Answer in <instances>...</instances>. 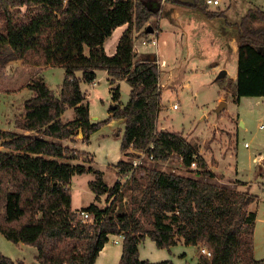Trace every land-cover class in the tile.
Instances as JSON below:
<instances>
[{
	"label": "trees",
	"instance_id": "1",
	"mask_svg": "<svg viewBox=\"0 0 264 264\" xmlns=\"http://www.w3.org/2000/svg\"><path fill=\"white\" fill-rule=\"evenodd\" d=\"M167 1L192 8L208 19L218 15L204 0H193L194 4ZM159 2L0 0V48L8 50L0 57V67L10 58L21 60L24 66L64 69L59 96L42 79L28 85L32 96L15 123L27 134L0 129V146L6 149L0 152V234L14 244L35 247L38 264H94L109 236L122 238L119 264H173L140 260L138 246L146 238L160 249L179 242L205 248L210 256L199 252L197 264H264V258L253 256L256 212L249 206L255 198L212 182L214 175L182 135L157 129L160 69L156 57L152 60L151 55L136 53L138 37L133 33L144 35L149 20L162 17L154 7ZM253 22L264 23V11L251 7L234 24L237 102L244 97H264V29L252 27ZM122 26L125 29L114 53L107 55L104 43ZM98 70L106 71L112 87L114 108L109 109V120L125 122L120 151L129 160L117 162L118 179L112 187L92 166L67 162L79 153L60 143L75 141L79 129L83 142L88 143L89 136L109 121L91 122L89 104L80 88L81 82L92 83ZM119 80L130 85L124 105L116 85ZM69 108L74 118L64 122L61 117ZM137 152L152 157L155 164L178 160L203 179L134 167ZM138 169L144 172L139 178ZM87 172L94 174L88 187L95 201L103 195L107 202L113 200L103 209L91 203L73 211L71 179ZM122 178H126L124 183ZM125 195L130 198L129 207L115 208ZM79 212H87L93 222ZM0 264L14 262L0 255Z\"/></svg>",
	"mask_w": 264,
	"mask_h": 264
},
{
	"label": "rangeland",
	"instance_id": "2",
	"mask_svg": "<svg viewBox=\"0 0 264 264\" xmlns=\"http://www.w3.org/2000/svg\"><path fill=\"white\" fill-rule=\"evenodd\" d=\"M165 4L161 9L162 17L159 18V15L157 19L151 18L146 24L157 29V47L146 45L142 49L137 44V48H134L139 56L145 54L151 55V58L152 55L161 58L160 64L156 59L160 69L161 90L157 129L182 135L203 158L206 170L214 175L212 182L255 198L249 210L256 212L253 244L254 256L260 260L264 258V97H244L239 102L235 101V82L232 78L237 74V56L233 52L237 45L234 24L240 22L251 7L264 10V0H223L220 8H210L218 12L212 19L184 5ZM251 26L264 29V23L261 22H253ZM133 34L138 37L134 42L142 36L146 37L145 40L153 36V33L141 36H138V32ZM113 37L106 46L108 53H112L116 45L115 33ZM7 52L6 48H0V57L4 58ZM222 71L225 74L219 77ZM76 75L79 77L80 72ZM36 79H42L59 96L64 69L24 66L21 60L4 59L0 67L1 130L27 134L17 129L15 123L22 118L24 102L32 96L28 85ZM116 85L121 105H124L129 100L130 85L126 80H119ZM80 88L89 104L90 118H97L93 123L108 121L109 109L114 106V102L106 71L98 70L95 80L92 83L81 82ZM221 102H225L226 106L216 112ZM173 104L179 107L176 111L171 109ZM73 118L71 108L61 117L64 122ZM124 126L123 120L110 119L89 136L88 143L83 142L81 136H76L73 139L75 141L64 140L60 143L79 153V156L71 160V164L92 166L93 170L102 173L103 182L112 187L118 179L117 162L129 160L120 151ZM4 151L6 149L0 146V152ZM136 154L134 160L142 158V168L155 167L166 173L203 179L194 169L184 167L178 160L155 164L145 158L144 154ZM137 174L139 178L144 172L138 169ZM93 179L92 172L72 177L71 208L80 211L91 203L102 209L110 205L113 199L107 202L105 195L99 202L95 201V195L88 187ZM125 181L126 178L121 179L122 183ZM129 199L125 195L122 202H116L115 208L122 205L126 210L130 204ZM141 219L149 227L146 220ZM115 240L117 243H114ZM121 246L120 236H109L100 259L94 264H119ZM138 251L140 260L151 263L169 260L173 264H197L200 248L179 242L169 249H160L146 238L139 244ZM0 255L11 259L14 264H38L35 247L14 244L1 234Z\"/></svg>",
	"mask_w": 264,
	"mask_h": 264
},
{
	"label": "built area",
	"instance_id": "3",
	"mask_svg": "<svg viewBox=\"0 0 264 264\" xmlns=\"http://www.w3.org/2000/svg\"><path fill=\"white\" fill-rule=\"evenodd\" d=\"M225 1H227V2H230L231 0H225ZM165 3H168V1L167 0H160V2H159V13H161L162 12V8L166 5ZM222 3H223V0H204V4H205V6L208 8V9H210V8H213V9H218V8H220V6L222 5ZM259 9H261V8H259ZM262 10V9H261ZM262 11H264V10H262ZM157 29H154V32H153V36L150 38V39H148V40H145L146 38H144L143 40H142V45H148V46H152V47H157V43H158V37H157V31H156ZM179 107L176 105V104H173L172 106H171V109H173V110H177ZM262 127V126H261ZM145 155V154H144ZM145 158H147V156L145 155ZM149 159H152V157H149ZM142 163V158H139V159H136V160H133L132 161V165L134 166V167H137V166H139L140 164ZM263 190H264V188H263ZM80 216H82L83 218H84V220H87V219H89L88 220V222H90V223H92L93 222V219L92 218H89L90 216H89V214L87 213V212H79L78 213ZM114 243H117V240H115V242ZM200 253L201 254H204V255H206V256H210V252L209 251H207L205 248H202L201 250H200Z\"/></svg>",
	"mask_w": 264,
	"mask_h": 264
},
{
	"label": "crops",
	"instance_id": "4",
	"mask_svg": "<svg viewBox=\"0 0 264 264\" xmlns=\"http://www.w3.org/2000/svg\"><path fill=\"white\" fill-rule=\"evenodd\" d=\"M258 8V7H257ZM125 29V26H122V27H119V28H117L114 32H113V34L115 33V35H116V37H115V39H116V44H117V42H118V39H119V37L121 36V34H122V31ZM113 34L111 35V38H109L110 40L111 39H113L114 37H113ZM146 38V37H145ZM106 40V42L104 43V50H105V52H106V54L107 55H112L113 53H114V51H115V48H114V51L112 52V53H108L107 52V50H106V46H107V44H108V41H110V40ZM144 39V36H142L138 41H136L135 42V45H134V48H135V46H136V48H137V44L139 45V47L140 48H145V47H147V46H145V45H142V40ZM115 47H116V45H115ZM137 52V51H136ZM233 52L234 53H236V56H237V45L235 46V48H233ZM138 53V52H137ZM162 53V52H161ZM157 60H158V63L160 64V62L159 61H161L160 59H159V57L157 56V58H156ZM235 80H236V74H235V76L232 78V81H234L235 82ZM121 103V102H120ZM176 111V110H175ZM111 114L109 113V116H110ZM97 118L95 117V118H90V120H91V122L93 123V121H95ZM241 123V122H240ZM80 145V144H79ZM69 163L71 162V161H68ZM83 208H85V207H83ZM72 210L73 211H77L76 209H74L73 207H72ZM178 245V244H177ZM253 246H254V244H253ZM103 250V249H102ZM102 252V251H101ZM101 252L99 253V255H98V257H97V259H96V261H98V258H99V256L101 255ZM253 256H254V249H253ZM254 258H255V256H254ZM100 259V258H99ZM255 259H257V258H255Z\"/></svg>",
	"mask_w": 264,
	"mask_h": 264
},
{
	"label": "water",
	"instance_id": "5",
	"mask_svg": "<svg viewBox=\"0 0 264 264\" xmlns=\"http://www.w3.org/2000/svg\"><path fill=\"white\" fill-rule=\"evenodd\" d=\"M180 2H182V3H191V4H194V2H193V0H179ZM154 7H155V9H158L159 10V4H155L154 5ZM153 28H152V26H147V28L145 29V34H151V33H153ZM152 60L153 59H155V56L154 55H152V58H151ZM224 74H225V71H222V73H221V75L219 76V77H222V76H224ZM218 77V78H219ZM223 106H226V104H225V102H221L220 104H219V106H218V108H217V110H216V112H219V110L221 109V108H223ZM114 108V106H111V109H113ZM242 124V123H241ZM77 136H81V137H83V134H82V130L81 129H79L78 130V135Z\"/></svg>",
	"mask_w": 264,
	"mask_h": 264
}]
</instances>
